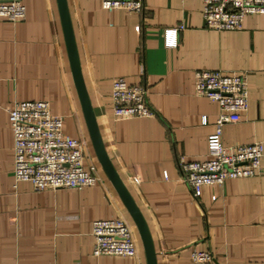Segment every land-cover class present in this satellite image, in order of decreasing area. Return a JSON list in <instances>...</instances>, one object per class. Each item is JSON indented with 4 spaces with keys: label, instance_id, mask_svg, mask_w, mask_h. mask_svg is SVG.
<instances>
[{
    "label": "crops",
    "instance_id": "crops-1",
    "mask_svg": "<svg viewBox=\"0 0 264 264\" xmlns=\"http://www.w3.org/2000/svg\"><path fill=\"white\" fill-rule=\"evenodd\" d=\"M18 22L0 18V264H147L137 227L93 148L74 82L57 0H24ZM83 78L109 158L144 215L158 264H191L200 249L218 264H264V155L259 175L204 186L184 180L182 160L208 158L220 107L195 92V71L246 73L249 107L222 127L227 147L260 143L264 154V14L240 30L205 26L203 0H144L142 13L67 0ZM180 25L177 47L166 31ZM140 27V30H138ZM147 87L149 118L118 120L113 82ZM47 101L64 131L86 145L99 182L82 189L15 186L9 111ZM167 175V176H166ZM123 217L136 257L93 254V223Z\"/></svg>",
    "mask_w": 264,
    "mask_h": 264
},
{
    "label": "built area",
    "instance_id": "built-area-1",
    "mask_svg": "<svg viewBox=\"0 0 264 264\" xmlns=\"http://www.w3.org/2000/svg\"><path fill=\"white\" fill-rule=\"evenodd\" d=\"M24 0H0V18L22 21L27 10ZM104 9H124L142 13L144 0H96ZM203 18L208 29L240 30L249 15L264 14V0H203ZM140 30V27H138ZM180 25L166 31V46L177 47ZM147 87L129 84L124 78L113 82L111 98L114 116L118 120L149 118L155 112L147 102ZM195 92L217 103L220 115L216 131L208 139V158L182 160L183 180L200 193L204 186L224 185L233 179H246L262 171L263 147L260 143L227 147L222 142V127L239 122L249 107V86L246 73L195 71ZM14 138L15 186L27 182L37 191L82 189L99 182L95 166H85L86 145L64 131V117L55 115L47 101L15 103L9 111ZM167 176V175H166ZM93 254L136 257L138 250L131 227L121 216L96 220L93 223ZM191 264H218L209 251L196 249Z\"/></svg>",
    "mask_w": 264,
    "mask_h": 264
},
{
    "label": "water",
    "instance_id": "water-1",
    "mask_svg": "<svg viewBox=\"0 0 264 264\" xmlns=\"http://www.w3.org/2000/svg\"><path fill=\"white\" fill-rule=\"evenodd\" d=\"M57 1L65 35L68 56L72 67L74 82L96 157L103 171L105 172L108 179L116 189L119 197L123 201L127 211L129 212L131 218L133 219L137 227L143 244L147 264H158L155 245L147 221L144 215L142 214L141 210L139 209L138 205L136 204L131 193L123 183L115 167L113 166L106 151L101 132L97 123V119L94 113V109L89 97V93L87 91V87L83 78L67 0Z\"/></svg>",
    "mask_w": 264,
    "mask_h": 264
}]
</instances>
